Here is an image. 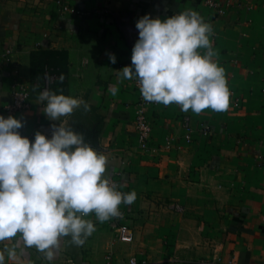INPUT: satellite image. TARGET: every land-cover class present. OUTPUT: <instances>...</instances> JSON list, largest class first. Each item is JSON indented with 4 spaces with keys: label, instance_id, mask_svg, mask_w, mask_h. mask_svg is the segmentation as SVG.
<instances>
[{
    "label": "crops",
    "instance_id": "obj_1",
    "mask_svg": "<svg viewBox=\"0 0 264 264\" xmlns=\"http://www.w3.org/2000/svg\"><path fill=\"white\" fill-rule=\"evenodd\" d=\"M209 1L222 4L220 14ZM79 14L64 11V6ZM213 27L216 59L225 70L229 107L197 114L149 102L150 140L140 144L135 127L143 100L135 79L118 70L131 64L144 14L161 19L186 9ZM0 115L25 121L19 129L50 138L51 125L66 123L108 157L111 177L136 200L124 208L134 231L130 244L116 241L108 220L94 214L95 231L82 246L62 237L53 264H264V0H0ZM203 51V50H202ZM38 52L66 57L70 95L90 104L70 117L49 120L34 93ZM107 53H114L112 64ZM29 86L31 106L5 113L12 86ZM119 91L113 96L109 87ZM194 129L185 139L184 119ZM209 128L208 132L202 129ZM183 208L178 212L171 207ZM13 240L0 242V249ZM5 264H48L35 247Z\"/></svg>",
    "mask_w": 264,
    "mask_h": 264
},
{
    "label": "clouds",
    "instance_id": "obj_2",
    "mask_svg": "<svg viewBox=\"0 0 264 264\" xmlns=\"http://www.w3.org/2000/svg\"><path fill=\"white\" fill-rule=\"evenodd\" d=\"M131 64L118 70L121 80L135 79L147 102L181 111H224L230 90L224 68L216 57L213 27L194 9L166 18L144 14L135 24ZM203 50V51H202ZM112 64L114 53H107ZM62 79V77H61ZM108 91L115 96L118 87ZM37 100L49 120L70 117L76 109L90 110L79 97L41 91ZM25 121L0 115V242L13 240L0 249V264L24 256L35 247L53 264L62 237L76 246L85 244L95 231L86 219L94 214L103 223L121 215L120 205H131L135 190L121 192L111 180L108 157L85 140L70 124L51 125L50 138L36 131L34 139L19 129Z\"/></svg>",
    "mask_w": 264,
    "mask_h": 264
},
{
    "label": "built area",
    "instance_id": "obj_3",
    "mask_svg": "<svg viewBox=\"0 0 264 264\" xmlns=\"http://www.w3.org/2000/svg\"><path fill=\"white\" fill-rule=\"evenodd\" d=\"M208 4L210 7L216 9L220 14L224 13L222 4L215 1H209ZM63 10L70 11L72 14L80 13L79 10H76L75 8L69 7L67 5L63 7ZM13 52H14L13 48H6V50L3 51V53H0V58H2L6 63H10L12 61L11 57ZM53 80H54L53 76L51 77L47 76L46 85L43 88V90L49 89L50 83L53 82ZM135 84L139 88L137 81H135ZM31 101L32 99H31V92L29 86L20 80H16L12 86L11 100L5 105L4 108L5 113L8 115L15 112H24L30 108ZM148 105L149 102L145 101L144 99L141 101L135 120V127L138 134V141L142 145H146L148 143L153 131V126L146 114V108ZM183 125L186 131L185 139L187 142H191L194 136V129H192V127L190 126V119L185 118ZM202 131L204 133L208 132L209 128H204L202 129ZM111 180L117 184L119 191L124 192L119 180L115 179L114 177H111ZM171 208L178 212L183 211V208L178 204L173 205ZM120 211H121L120 216L110 218L108 222L116 233L115 235L116 241L120 243L130 244L134 241V231L128 223V214L124 208V204L120 205ZM130 264H139V263L135 258H133L130 260ZM142 264H148V263H142Z\"/></svg>",
    "mask_w": 264,
    "mask_h": 264
},
{
    "label": "rangeland",
    "instance_id": "obj_4",
    "mask_svg": "<svg viewBox=\"0 0 264 264\" xmlns=\"http://www.w3.org/2000/svg\"><path fill=\"white\" fill-rule=\"evenodd\" d=\"M45 57V55L41 54L35 58L37 62L34 63L33 67V78L35 80L34 93L37 94L45 87L47 76H53L54 80L50 83L49 89L57 93L62 92L65 95H70L69 91L71 87L68 73L65 71L67 67L65 55L57 56L53 53L51 56H48L50 63L47 64H44L43 59ZM52 65H56L59 68H55Z\"/></svg>",
    "mask_w": 264,
    "mask_h": 264
},
{
    "label": "trees",
    "instance_id": "obj_5",
    "mask_svg": "<svg viewBox=\"0 0 264 264\" xmlns=\"http://www.w3.org/2000/svg\"><path fill=\"white\" fill-rule=\"evenodd\" d=\"M41 54L46 56V57L43 59V60H44V64L50 63V62H49V59H50V58H49L48 56H51V55L53 54V52H38V53L35 54L36 56H34L33 63H32L33 67H34V63L37 62V61L35 60V58H36V57H39ZM54 54H56L57 56L63 55V54H61V53H54ZM52 66L55 67V68H59V67H57L56 65H52ZM65 71H66V69H65ZM43 88H44V87H43ZM43 88H42V90H43ZM42 90H41V91H42Z\"/></svg>",
    "mask_w": 264,
    "mask_h": 264
}]
</instances>
